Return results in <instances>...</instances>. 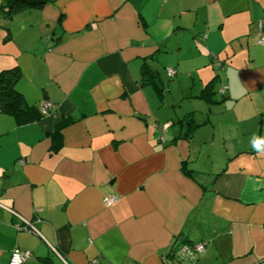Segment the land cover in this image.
Returning <instances> with one entry per match:
<instances>
[{
	"label": "crops",
	"instance_id": "crops-1",
	"mask_svg": "<svg viewBox=\"0 0 264 264\" xmlns=\"http://www.w3.org/2000/svg\"><path fill=\"white\" fill-rule=\"evenodd\" d=\"M261 24L264 0L0 9V72L21 69L30 113L54 104L22 124L0 104V264L16 249L23 264H264ZM187 240L207 244L195 262L177 252Z\"/></svg>",
	"mask_w": 264,
	"mask_h": 264
},
{
	"label": "trees",
	"instance_id": "trees-1",
	"mask_svg": "<svg viewBox=\"0 0 264 264\" xmlns=\"http://www.w3.org/2000/svg\"><path fill=\"white\" fill-rule=\"evenodd\" d=\"M48 0H8L5 3L0 4V9L8 13V16L11 17L13 14L27 8H43L47 5ZM146 65V64H145ZM146 76L147 79L152 77L154 71L146 65ZM22 76L21 69L16 66L0 72V104L1 108L5 112L13 113L17 121L22 123L30 122L34 119H38L45 114L41 109H37L30 113L27 110L26 101L24 95L16 89V83L20 80ZM210 92L209 88L205 90ZM184 243H190L188 240L182 242L178 247Z\"/></svg>",
	"mask_w": 264,
	"mask_h": 264
},
{
	"label": "built area",
	"instance_id": "built-area-1",
	"mask_svg": "<svg viewBox=\"0 0 264 264\" xmlns=\"http://www.w3.org/2000/svg\"><path fill=\"white\" fill-rule=\"evenodd\" d=\"M260 33H261V38H260V43L264 44V35L262 34V24L260 25ZM219 65H221L220 62H217ZM167 75L169 77H174L177 75V69L175 68H168L166 70ZM222 92H225V89L221 90ZM54 107V104L48 100L44 101L40 107L41 111L47 115L48 113H50L51 109ZM164 126L160 127V130H163ZM119 199V196H110V197H106L104 198V204L105 206H111L112 204H114L117 200ZM0 205L2 206V204L0 203ZM17 218H18V222H16L13 226L18 230H28L31 231L34 234H39V229L37 228L35 222L25 218L24 216H22L21 214H19L18 212H16L15 210H13L12 208H8ZM178 253L180 255L181 258L183 259H187L190 260L192 262H195L197 260V256L199 254H203L206 249H207V244L203 243V242H198V243H184L182 245H180L178 248ZM55 253H57L61 259L62 256L60 254V252L56 249H54ZM30 257V253L25 251V250H21V249H16L13 251L12 255H11V259L9 264H23L28 258ZM66 264H69L66 260H63ZM130 264H135V263H130Z\"/></svg>",
	"mask_w": 264,
	"mask_h": 264
},
{
	"label": "rangeland",
	"instance_id": "rangeland-1",
	"mask_svg": "<svg viewBox=\"0 0 264 264\" xmlns=\"http://www.w3.org/2000/svg\"><path fill=\"white\" fill-rule=\"evenodd\" d=\"M161 64L163 65V69H164L165 63H164V60H162V59H161ZM162 76H164L163 73H162ZM187 80L188 79L185 80L186 82L183 81V83L180 86L176 87L175 90H173V93L176 95V97L178 99V101H176V103H178V104L180 103L182 98L191 94V89H192V87H194L192 82H189V84H188ZM165 81H166V85L169 82L168 86L171 88L174 82H172V80H169V78H167V77H165ZM169 97H170V95H169ZM223 97L224 96L222 95V93L219 92L218 98L220 101L223 100ZM217 119H218V122L221 121L223 130L225 132H227L228 134L232 132L231 130H228V129H230V127L236 126L239 122L238 119L236 118V116L232 113L231 108H227V111L224 114L218 116ZM221 130H222L221 128L217 130V134H216L217 137H221V135H222Z\"/></svg>",
	"mask_w": 264,
	"mask_h": 264
},
{
	"label": "clouds",
	"instance_id": "clouds-1",
	"mask_svg": "<svg viewBox=\"0 0 264 264\" xmlns=\"http://www.w3.org/2000/svg\"><path fill=\"white\" fill-rule=\"evenodd\" d=\"M261 141H256V144L254 145L255 147H258Z\"/></svg>",
	"mask_w": 264,
	"mask_h": 264
}]
</instances>
